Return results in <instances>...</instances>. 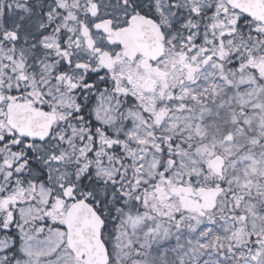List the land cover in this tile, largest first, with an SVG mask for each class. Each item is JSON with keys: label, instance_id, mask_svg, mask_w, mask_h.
<instances>
[{"label": "snow or ice", "instance_id": "6c2138e0", "mask_svg": "<svg viewBox=\"0 0 264 264\" xmlns=\"http://www.w3.org/2000/svg\"><path fill=\"white\" fill-rule=\"evenodd\" d=\"M0 264H264V0H0Z\"/></svg>", "mask_w": 264, "mask_h": 264}]
</instances>
